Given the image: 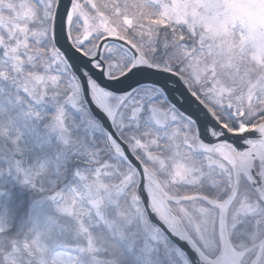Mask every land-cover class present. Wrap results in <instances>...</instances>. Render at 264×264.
<instances>
[{
  "label": "snow or ice",
  "instance_id": "6c2138e0",
  "mask_svg": "<svg viewBox=\"0 0 264 264\" xmlns=\"http://www.w3.org/2000/svg\"><path fill=\"white\" fill-rule=\"evenodd\" d=\"M0 264H264V0H0Z\"/></svg>",
  "mask_w": 264,
  "mask_h": 264
}]
</instances>
